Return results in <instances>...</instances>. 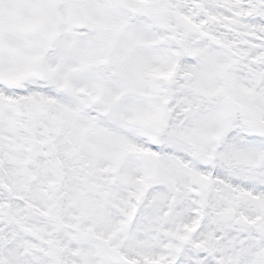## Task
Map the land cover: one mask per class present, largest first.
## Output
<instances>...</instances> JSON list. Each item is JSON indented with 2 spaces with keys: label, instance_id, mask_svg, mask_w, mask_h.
Segmentation results:
<instances>
[{
  "label": "snow or ice",
  "instance_id": "6c2138e0",
  "mask_svg": "<svg viewBox=\"0 0 264 264\" xmlns=\"http://www.w3.org/2000/svg\"><path fill=\"white\" fill-rule=\"evenodd\" d=\"M0 264H264V0H0Z\"/></svg>",
  "mask_w": 264,
  "mask_h": 264
}]
</instances>
